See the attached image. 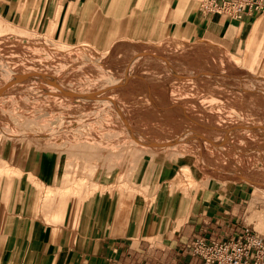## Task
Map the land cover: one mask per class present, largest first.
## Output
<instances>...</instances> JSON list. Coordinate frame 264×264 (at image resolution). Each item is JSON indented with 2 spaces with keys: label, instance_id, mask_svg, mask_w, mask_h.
Masks as SVG:
<instances>
[{
  "label": "rangeland",
  "instance_id": "374dc122",
  "mask_svg": "<svg viewBox=\"0 0 264 264\" xmlns=\"http://www.w3.org/2000/svg\"><path fill=\"white\" fill-rule=\"evenodd\" d=\"M66 25L55 36L0 20V152L12 147L17 162L18 149L56 153L70 173L66 187L38 192L46 211L56 198L97 190L88 179L107 180L162 150L179 164L180 188L199 172L245 187L254 208L264 207V55L228 70L194 57L201 49L181 38L106 48L121 32L115 22L85 28L88 38Z\"/></svg>",
  "mask_w": 264,
  "mask_h": 264
},
{
  "label": "crops",
  "instance_id": "0c3cea01",
  "mask_svg": "<svg viewBox=\"0 0 264 264\" xmlns=\"http://www.w3.org/2000/svg\"><path fill=\"white\" fill-rule=\"evenodd\" d=\"M198 2L0 0V20L20 28L41 26L49 35L52 28L55 36L67 20L71 36L88 38L85 28L100 30L108 19L121 32L106 48L123 38L149 43L181 38L183 45L201 49L194 57L219 60L228 70L264 55V12L233 19L202 14ZM3 150L0 264H197L191 253L195 238L225 240L246 226L264 230V207L254 208L252 192L192 171L193 184L182 189L174 182L179 164L164 150L143 152L135 166L112 170L107 180L88 179L100 185L97 190L56 198L47 211L38 192L68 185L61 157L18 149L17 162L12 147Z\"/></svg>",
  "mask_w": 264,
  "mask_h": 264
},
{
  "label": "built area",
  "instance_id": "2783aa9c",
  "mask_svg": "<svg viewBox=\"0 0 264 264\" xmlns=\"http://www.w3.org/2000/svg\"><path fill=\"white\" fill-rule=\"evenodd\" d=\"M198 10L241 19L263 13L264 0H199ZM191 253L199 259L197 264H264V232L246 226L225 240L198 237L191 243Z\"/></svg>",
  "mask_w": 264,
  "mask_h": 264
},
{
  "label": "bare ground",
  "instance_id": "6f19581e",
  "mask_svg": "<svg viewBox=\"0 0 264 264\" xmlns=\"http://www.w3.org/2000/svg\"><path fill=\"white\" fill-rule=\"evenodd\" d=\"M40 77H41V76H40ZM8 78H9V77H8ZM12 78H16V77L14 76V77H12ZM35 78H36L35 81H37V78H38V77L35 76ZM35 78H34V79H35ZM16 79H21V78H16ZM16 79H15V80H16ZM32 79H33V78H32ZM11 80H12V79H11ZM71 97H72V96H71ZM113 101H114V100H113ZM115 102H116V101H115ZM115 102H114V103H115ZM117 105H118V104H117ZM112 106H113V105H112ZM119 107H121V106L118 105V108H119ZM119 109H120V108H119ZM122 111H123V110H122ZM121 113H123V112H121ZM128 126H129V125H128ZM130 131H131V133H132V130H131V129H130ZM134 133H135V132H134ZM140 134H141V133H140ZM151 142H152V141H151ZM185 171H186V169L183 170L184 173H185Z\"/></svg>",
  "mask_w": 264,
  "mask_h": 264
}]
</instances>
